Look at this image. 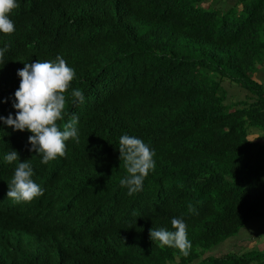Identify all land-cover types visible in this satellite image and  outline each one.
Instances as JSON below:
<instances>
[{"label": "trees", "instance_id": "1", "mask_svg": "<svg viewBox=\"0 0 264 264\" xmlns=\"http://www.w3.org/2000/svg\"><path fill=\"white\" fill-rule=\"evenodd\" d=\"M62 1L65 9L53 12L75 20L72 40L80 42V55L71 58L76 76L64 120L77 105L71 92L82 90L88 117L77 127L79 143H89V169L102 170L93 145L105 140L112 149L117 141L116 155L124 134L155 152L156 173L148 174L141 191L129 196L113 181L100 197L121 193L126 216L141 212L139 229L122 227L116 242L93 237V255L84 264H264V250L248 241L227 245L244 227L264 225V85L254 80L264 73V0L232 6L229 0H101L106 16L100 0ZM115 14L124 17L110 16ZM18 15L8 39L34 37L33 16ZM9 45L11 54L23 55V46ZM232 84L249 98L235 99ZM6 90L0 82V114ZM27 133L0 126L2 192L21 158L30 155ZM11 150L20 161L8 164L4 156ZM31 166L42 196L6 209L11 200L0 192V264H63L75 248L56 246V221L78 234L79 220L58 204L49 210L52 193L38 166ZM63 166L79 167V160ZM37 214L46 218L38 222ZM173 218L187 225V257L150 240L151 227Z\"/></svg>", "mask_w": 264, "mask_h": 264}, {"label": "clouds", "instance_id": "2", "mask_svg": "<svg viewBox=\"0 0 264 264\" xmlns=\"http://www.w3.org/2000/svg\"><path fill=\"white\" fill-rule=\"evenodd\" d=\"M57 1L60 4L57 5ZM227 3L232 6L236 0H229ZM99 5L105 15L101 0ZM65 7L62 0H0V82L7 85L2 99L5 108L0 114V126L5 124L14 131H27L25 138H28L31 145L30 155L21 158L7 184L8 189H3V192L0 189V192L2 198L7 194V198L11 200L6 209H18L16 206L19 204L31 203L42 196L44 191L35 179L31 166L36 164L45 186L52 193L54 202L49 204V210L52 211L54 205L58 204L79 220L78 234L56 221V246L65 243L75 248L72 253L67 254L69 261L63 264H84L93 255L90 250L93 237L102 239L103 236L106 241H115L121 235L122 227L139 229L141 212L135 209L136 212L126 216L121 193L102 200L100 197L113 181H117L119 188H127L129 196L141 191L144 180L155 169V152L141 139L124 134L119 138V153L116 155L117 141L112 149L105 140L102 144L96 142L93 145V157H96L102 170L94 173L89 169L92 158L84 148L89 143H79L77 127L80 122L84 124L88 117L86 105L82 104L85 99L82 90L74 89L71 92L72 103L77 105L64 120L66 93L76 76L71 68V58L80 55V42L72 40L75 20L62 19L53 12L54 9ZM22 10L24 13L21 16H33L35 36L19 41L9 40L8 37L15 31V23L11 18L14 13L18 15ZM108 14L110 13H106ZM110 16L119 19L124 17L118 14ZM78 20L82 22L81 19ZM77 26L81 27L78 22ZM11 43L23 46V55L11 54ZM255 79L258 84L264 85V79ZM232 88L241 95L237 99L243 101L249 98L247 91ZM230 91L232 92L231 89ZM83 108L85 112L82 111ZM70 159H78L79 167L63 166ZM4 160L12 164L20 161V158L17 151L11 150L5 154ZM76 168H79L78 173H73ZM188 208L189 212L195 211L191 204ZM37 217L39 222L46 215L40 217L37 214ZM36 220L25 223L30 227ZM255 225L256 230H250L251 224L241 229V233L232 240L248 241L252 247L254 245L256 249L263 251L264 225ZM170 227L173 230H168ZM151 228L149 237L157 247L177 249L184 257L190 254L192 244L183 219L173 218L171 223ZM42 230V236H46L45 230ZM106 244L113 247L111 243ZM113 264H117L116 260Z\"/></svg>", "mask_w": 264, "mask_h": 264}, {"label": "rangeland", "instance_id": "3", "mask_svg": "<svg viewBox=\"0 0 264 264\" xmlns=\"http://www.w3.org/2000/svg\"><path fill=\"white\" fill-rule=\"evenodd\" d=\"M254 76H256L255 74L254 75H252V78L254 77ZM264 79V76H260L259 77V80H263ZM225 84H227V83H225ZM228 85V84H227ZM232 86L233 87H235L234 86V84H232ZM230 91V90H229ZM232 96H234V98L235 99H237V98H241V95H240V93L238 92V90H236V89H234V88H232ZM239 101V100H238ZM256 136H251L250 137V139L251 140H256ZM257 229V226L255 225V224H252V226L250 227V230H256ZM238 241H242V240H237L236 242H231V243H228L227 245L229 246V247H235V245H236V243L238 242ZM248 245H250V244H248Z\"/></svg>", "mask_w": 264, "mask_h": 264}, {"label": "crops", "instance_id": "4", "mask_svg": "<svg viewBox=\"0 0 264 264\" xmlns=\"http://www.w3.org/2000/svg\"><path fill=\"white\" fill-rule=\"evenodd\" d=\"M260 76H263L261 73L258 75V78L260 77ZM255 80H258V79H255ZM260 81H262V80H260Z\"/></svg>", "mask_w": 264, "mask_h": 264}]
</instances>
